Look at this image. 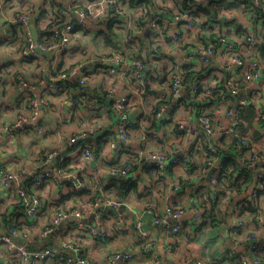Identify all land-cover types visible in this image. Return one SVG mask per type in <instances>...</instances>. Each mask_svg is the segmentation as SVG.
Segmentation results:
<instances>
[{
	"label": "built area",
	"instance_id": "built-area-1",
	"mask_svg": "<svg viewBox=\"0 0 264 264\" xmlns=\"http://www.w3.org/2000/svg\"><path fill=\"white\" fill-rule=\"evenodd\" d=\"M59 14L70 15L74 24L59 31L47 23L42 29L43 42L29 40L23 53L36 57L37 50L67 49L73 28L78 29L86 45L93 40L92 61L58 70L46 94L56 102L52 112L59 110L61 118L78 111L112 113L116 138L111 137L110 130L99 140L80 130L62 145L39 154L27 171L0 165V190L14 195L10 208L0 211V250H8L7 258L0 254V264H94L84 251V239L104 241L119 233L122 216L130 210L126 202L109 199L105 192L108 179L133 186L144 182L150 190L161 185L179 197L184 185L178 180L177 168L186 171L196 167L198 154L211 157L203 162L209 189L195 193L192 231L204 230L212 206L221 201L222 188L230 192L227 180L234 190L241 185L238 191L248 195L231 207L228 235L246 229L247 220L260 222L252 211L257 210L264 195V0H75L74 7ZM28 22L25 13L14 21L20 31ZM95 28L98 32L88 37ZM108 30L113 34L111 44L103 42ZM52 39L58 40V45L46 46ZM99 74L101 78H94L90 84ZM3 80L0 70V85ZM73 85L77 98L72 96ZM93 90L102 94V102L87 109L88 91ZM149 98L154 105L147 117L133 119L131 104ZM37 100H30L25 113L5 127L8 136L12 129L33 123L39 109L48 107L43 98ZM247 109L255 112L250 127ZM222 119L227 121L226 127L220 126ZM135 127L143 132L141 143L146 137L156 139L158 132L165 130L177 142H187L188 147H174L168 152L135 150ZM35 129L37 134L44 132L42 127ZM104 146L112 153L110 160L103 157ZM226 151L231 154L225 156ZM127 153H132V160L120 164L121 156ZM224 158L236 163L232 176L231 169L224 171ZM142 173L147 175L144 178L153 173L152 180L143 181ZM246 173L251 175L249 192L240 179ZM189 184L193 186L194 181ZM95 188L100 197L93 198ZM150 190L143 194L149 196ZM72 195L79 199L73 201ZM175 201L161 213L140 205V212L155 227H163L171 239L181 237L186 224V209ZM244 209L246 218L240 215ZM109 212L116 216L111 231L115 233L105 227ZM2 218L9 222L5 224ZM132 228L143 241L140 254L147 264H161L156 241L147 236L139 218ZM247 229L244 240L235 239L226 251L227 261L260 264L264 254L261 231ZM55 234L56 246L51 243ZM244 243L249 244L246 255L238 251ZM173 245L163 246V255L174 253ZM136 260L131 250L113 251L107 255L106 264H135ZM182 264L205 263L188 259Z\"/></svg>",
	"mask_w": 264,
	"mask_h": 264
},
{
	"label": "crops",
	"instance_id": "crops-1",
	"mask_svg": "<svg viewBox=\"0 0 264 264\" xmlns=\"http://www.w3.org/2000/svg\"><path fill=\"white\" fill-rule=\"evenodd\" d=\"M74 4L75 0H0V70L4 78V82L0 85V165L9 170L27 171L39 154L46 149L62 145L70 135L80 130L89 131L95 140L105 137V133L109 130L111 137L116 138L115 120L112 113L108 114L106 111H101L86 114L85 111H78L75 115L64 116V119V117H60L59 110L52 112L56 102L46 92L49 81L58 70L92 61L93 40L89 42V45H86L78 29L73 28L68 34L70 45L67 49H51L47 52L37 50L36 57H29L23 53L29 40L35 44L43 42L42 29L47 23H53L59 31H64L68 25L74 24L70 15L59 14L62 9L66 10L71 5L74 7ZM20 13H25L29 17L28 25L22 27L21 31L14 23L15 18ZM96 32L98 30L93 29L88 37ZM15 40L19 42L15 44ZM103 42L110 44L105 38ZM58 43V40L52 39L46 46H57ZM99 55L97 54V56ZM94 78H101V75L94 76L90 80V84ZM241 88L243 89L244 85H241ZM72 96L78 97V91L75 90L74 85ZM40 98L48 102V107L39 109L35 121L28 123L24 127L25 129L19 127L12 129L8 136L5 133V127L12 126L17 121V116L20 113H25L26 105L30 100ZM97 102H102V94L97 90L88 91V100L84 106L89 109L88 107L95 106ZM153 105L152 98L132 103L129 114L133 119L146 118ZM222 120L220 126L226 127L227 121ZM38 126L43 128L42 134H37L35 128ZM134 129L132 147L135 150L168 152L174 147H188L187 142L183 140L177 142L175 137L165 130H160L156 139L146 137L145 141L141 143L143 132L138 131L136 127ZM198 156V161H195L196 167L188 168L186 171L177 168L178 180L184 185V190L179 197L177 195L172 196L169 190L161 185H156L152 188L153 190L145 188L143 182L134 186L135 189L127 193L124 198L121 195L123 198L121 199L113 182L108 180L105 192L109 199L126 202L130 206V210L122 216V231L119 233L106 238L104 241L92 240L90 237L84 239V251L94 264H106L107 255L113 251L126 250H131L132 255L137 259L135 264H147V259L140 254L143 241L137 238L132 228V223L136 218L141 220L142 228L147 236L156 241V250L162 257L161 264H182L188 259H202L205 264H235L233 260L227 261L225 254L235 239L237 241L244 240L246 232L249 231L247 228L261 231L260 237L264 240V195L257 210L252 211V215L257 216L260 222L252 224L247 220L246 229L233 231L232 237L231 233L228 235L229 226L232 224L231 207L241 200L247 199L248 196L247 193L239 192L238 189L234 190L233 188H230L229 193L226 192L228 189L222 188L221 201L213 212H210L206 217L204 230L201 233L197 232L200 236L192 231L195 229L192 226L193 209L197 207L195 193L209 189L208 176L205 174L203 162L210 159L205 154H198ZM103 157L105 160L112 158V153L107 146L103 147ZM130 160H132V153H127L125 157L121 156L119 163L123 164ZM138 172L140 174L139 169ZM146 176L145 173L141 174L142 180L145 182L147 179L152 180L153 173L152 176L144 178ZM190 181H194L195 186H190ZM91 185L94 186L93 183ZM244 185L249 192L251 183ZM96 188L95 190H97ZM149 190V196L143 194ZM13 196L12 192L0 190L1 213L10 208ZM97 197L100 195L93 191V198ZM174 201L183 206L187 213L184 217L186 224L181 237L171 239L163 227H155L150 218L140 212L142 211L140 205L144 203L161 213L165 206L174 203ZM246 211V209L241 211L242 218H246ZM109 214L110 217L104 220V223L106 229L111 232L114 231L116 216L113 212H109ZM167 224H171V222L168 221ZM56 241L55 234L51 236V243L56 246ZM170 244H174L175 252L168 256L163 255V246ZM6 251H8L6 248L0 250V254L5 258L8 257ZM238 251L246 255L247 244L246 246L240 245Z\"/></svg>",
	"mask_w": 264,
	"mask_h": 264
},
{
	"label": "trees",
	"instance_id": "trees-1",
	"mask_svg": "<svg viewBox=\"0 0 264 264\" xmlns=\"http://www.w3.org/2000/svg\"><path fill=\"white\" fill-rule=\"evenodd\" d=\"M104 35H105V40H106L108 43L111 44V38H112V36H113L112 32H111L110 30H108V31L106 32V34H104ZM245 114H246V116H247L248 127H250L251 122H252V119H253V117H254V115H255V112H254V110L247 109L246 112H245ZM255 135H256V134H255L254 131L251 129V136H252V137H255ZM223 152H225V151H223ZM226 152H227V153H224L225 156L229 155V153L231 154V152H229V153H228V151H226ZM209 159H211V157H209ZM222 165H223V167H224V171H225V172H226V171H229L230 169L232 170L231 173H230L231 176H232V173H233V171H234V168L236 167V163H235L232 159H230V158H224V160L222 161ZM231 176H229V177H231ZM240 179L243 180V183H244V184L250 183V181H251V175H250V173L243 174V175L240 176ZM108 180L111 181V183L113 182V184H114L116 190L119 192V195H120V198H121V199H123V198L127 195V193H129L132 189H133V190L135 189V187H134L132 184L126 183V182L123 181V180L112 179V178H109ZM227 183L229 184V187H230V188H234V185L230 182V180H227ZM240 186H241V185L236 186L235 189H239ZM95 192L97 193V190H95L94 193H95ZM83 194H86V192H84ZM88 194H89V193H88ZM121 195H123V198H122ZM70 199H72L73 201H76V200L79 199V198H78L77 196L72 195V196L70 197ZM212 207H214V208H213V210H214L215 207H217V204H214ZM247 209H249V208H247ZM212 212H213V211H211V213H212ZM2 219H3L2 221H3L5 224H7V223L9 222V219H8V218H2ZM246 244H247V247H248L249 244H248V243H244L245 246H246ZM260 264H264V254H262V256H261V258H260Z\"/></svg>",
	"mask_w": 264,
	"mask_h": 264
},
{
	"label": "rangeland",
	"instance_id": "rangeland-1",
	"mask_svg": "<svg viewBox=\"0 0 264 264\" xmlns=\"http://www.w3.org/2000/svg\"><path fill=\"white\" fill-rule=\"evenodd\" d=\"M76 170H71V173H75ZM197 236H200L199 234H197V232L195 233Z\"/></svg>",
	"mask_w": 264,
	"mask_h": 264
},
{
	"label": "water",
	"instance_id": "water-1",
	"mask_svg": "<svg viewBox=\"0 0 264 264\" xmlns=\"http://www.w3.org/2000/svg\"><path fill=\"white\" fill-rule=\"evenodd\" d=\"M69 222H72V220H70Z\"/></svg>",
	"mask_w": 264,
	"mask_h": 264
}]
</instances>
